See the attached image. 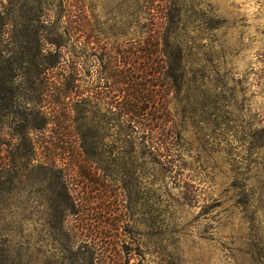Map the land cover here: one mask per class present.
I'll list each match as a JSON object with an SVG mask.
<instances>
[{"label": "rangeland", "instance_id": "rangeland-1", "mask_svg": "<svg viewBox=\"0 0 264 264\" xmlns=\"http://www.w3.org/2000/svg\"><path fill=\"white\" fill-rule=\"evenodd\" d=\"M39 1L37 8L36 0H4L1 8L13 17L5 57L33 51L36 36L23 21L40 16L41 43L65 65L50 71L56 92L44 98H36L29 64L15 70L12 106L0 113V169L14 177L0 195V250L23 264H257L255 244L264 246V0ZM149 33L159 37L155 50L170 53L178 39L184 51L212 58L203 85L141 83L155 94L152 128L159 109L170 121L180 111L170 170L145 171L142 128L111 112L128 93L103 67L110 52ZM163 66L169 76L172 63ZM142 67L130 72L140 77ZM90 144L96 149L87 154Z\"/></svg>", "mask_w": 264, "mask_h": 264}, {"label": "trees", "instance_id": "trees-1", "mask_svg": "<svg viewBox=\"0 0 264 264\" xmlns=\"http://www.w3.org/2000/svg\"><path fill=\"white\" fill-rule=\"evenodd\" d=\"M36 1L38 8L40 6V1ZM1 8H5L4 0H0V113L10 110L12 106V103L10 104V100L12 99L14 93L13 84L15 70L20 69L23 66V63L29 64L31 67L29 77L33 79L32 84L34 86L32 87L34 92H37L36 98H44L45 96L55 95L56 91H54V87L49 84V79L51 78L50 71L58 68L62 69V66L65 65L63 55H61L59 52L49 51V49L46 50L43 43H41V31L44 27V21L39 18L40 16L37 18L33 17L29 19V21L25 18V21H23L24 29L29 30L31 24L33 28H31V30L36 36V44L33 48V51H27L23 56H18L16 58L10 56L5 57L3 52L5 49L2 47L4 46L3 43H7V41H9L8 39L10 37H5V33L9 26V21L13 22V17L11 16L10 12H1ZM26 36V33L22 35L23 43L26 41ZM46 40L49 41L48 38ZM51 40L52 39H50L49 43L55 44ZM158 40V36H156L154 33H149L144 39H142V41L136 42L135 44H128L124 47V49H120V47H118L117 51L110 52L107 55L106 61H103V67L108 70V75L115 80L114 85H118L120 90L128 93V95H125L124 102H122L117 107H111V112H113V108H116V111H119V117L123 120L122 123L127 122L128 127H130V125L136 124V128L137 126L142 128L143 136L141 150L144 160L143 164L146 167L145 171H148L149 167H157L158 165H161L162 167H169V170L172 168V164L174 163H172V158H169V156L172 155L170 143H172L173 147L178 145L180 140L179 137L182 132L181 129L183 127V121L182 118H180V111L178 108H175L174 111L172 110L171 121L166 120L164 116V109H159V117L157 118L158 128H152V119L150 117L148 104L154 100L155 94L148 91L146 87L143 86L147 83L142 85V81L151 82L153 79L158 81H166L167 78H169L172 79V82L166 83L170 86L181 84L183 88L184 85H187V83L190 82L203 85L205 83V79L208 76L205 75V73L210 66L209 64L212 62V58L206 54H204L202 58H198L194 55V53H188L184 51L178 39L177 47L170 53L158 50V46L155 50V46L157 44L156 41ZM163 40L171 42L170 40L173 39L167 36L166 38L163 37ZM173 43L176 44L175 41H172V44ZM133 48L135 51L132 50ZM101 49L105 50L103 46ZM12 51V48L7 49L5 54H10ZM48 51L49 53L47 54ZM10 55L12 56L13 53ZM156 60H158L157 63L159 66L154 73H151V69L153 68L152 65L155 64ZM168 61L172 63V71L169 76L168 69L163 66ZM138 62H140L143 66L141 71L142 75L140 77L130 72L132 68H137ZM70 74L73 73L70 72ZM44 80L48 83L46 88H42L40 83H37L38 81L42 83ZM60 95L65 96L66 94L60 91ZM114 114H117V112H114ZM166 121L171 122L170 126L166 125ZM162 139H169L171 141H166L167 145L166 142L165 144L157 142V140L161 141ZM85 142L86 141H84L83 145L84 148ZM91 148L96 149L93 144H90L88 146V150L86 148L87 154L90 153L89 149ZM174 166L177 167L178 165ZM48 167L54 168L52 164H48ZM13 178L14 177L11 175L10 169H0V195L4 194V192H10L12 190ZM257 244L258 245L255 244V250L253 252L254 259L257 261V264H264V246H260L259 243ZM0 264L23 263L22 261L16 262L15 259H13L11 262L8 250L1 249Z\"/></svg>", "mask_w": 264, "mask_h": 264}]
</instances>
